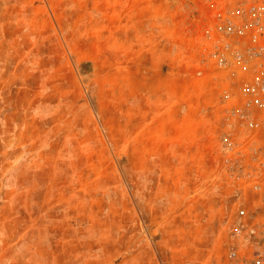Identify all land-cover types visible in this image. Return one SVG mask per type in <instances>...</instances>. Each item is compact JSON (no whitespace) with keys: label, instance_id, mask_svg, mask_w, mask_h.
Here are the masks:
<instances>
[{"label":"rangeland","instance_id":"374dc122","mask_svg":"<svg viewBox=\"0 0 264 264\" xmlns=\"http://www.w3.org/2000/svg\"><path fill=\"white\" fill-rule=\"evenodd\" d=\"M245 1L0 0V264H251Z\"/></svg>","mask_w":264,"mask_h":264},{"label":"built area","instance_id":"2783aa9c","mask_svg":"<svg viewBox=\"0 0 264 264\" xmlns=\"http://www.w3.org/2000/svg\"><path fill=\"white\" fill-rule=\"evenodd\" d=\"M232 16L233 18L226 22L222 33L232 41L233 64L238 65L253 78V81L248 82L251 84L247 90L249 99L245 107L241 108L240 116L247 123L246 126L259 129L264 135V0H246L239 3L232 11ZM226 61L228 62L227 58ZM260 140L263 142V147L258 153L261 161L260 169L257 171L261 177H264V137ZM253 189L264 197V181L256 183ZM238 216L241 220L248 219L247 209L241 208ZM256 220V217L252 219V221ZM245 223L243 221L241 226L245 227ZM251 232L254 234L257 230L253 229ZM250 257L251 259L246 258L244 262L264 264V243L258 244L254 250H251ZM230 258L233 261L243 260L239 251L235 249L231 250Z\"/></svg>","mask_w":264,"mask_h":264}]
</instances>
